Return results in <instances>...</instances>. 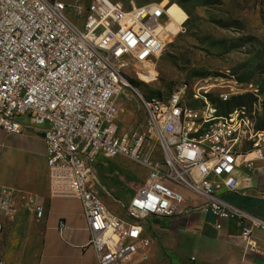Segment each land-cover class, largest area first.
Instances as JSON below:
<instances>
[{
  "label": "built area",
  "instance_id": "obj_1",
  "mask_svg": "<svg viewBox=\"0 0 264 264\" xmlns=\"http://www.w3.org/2000/svg\"><path fill=\"white\" fill-rule=\"evenodd\" d=\"M165 18L171 17L159 3L0 0V129L43 134L49 198L81 203L98 264L149 261L147 223L181 216L186 202L169 183L203 200L197 210L233 221L252 250L253 231H264L263 221L225 198L264 177L261 110L239 106L221 115L211 99L214 86H183L163 101L129 85L128 69H148L163 52L171 36ZM136 74L146 83L156 80L150 69ZM126 90L145 117L131 133L118 125V98ZM235 94L232 89L219 98L227 104ZM116 157L142 164L148 178L129 203L109 194L113 210L94 167ZM22 200L29 211H42L37 197ZM17 211L14 190L0 185V233Z\"/></svg>",
  "mask_w": 264,
  "mask_h": 264
},
{
  "label": "rangeland",
  "instance_id": "obj_2",
  "mask_svg": "<svg viewBox=\"0 0 264 264\" xmlns=\"http://www.w3.org/2000/svg\"><path fill=\"white\" fill-rule=\"evenodd\" d=\"M62 1L73 3V0ZM112 1L125 5L133 1L140 6L162 4L172 17L165 18L164 22L169 24L173 20L176 23L171 26V36L167 38L163 52L148 68L154 71L156 80L146 83L136 72L148 69L130 68L126 71L129 85L138 88L148 99L163 101L183 86L190 91L214 86L211 99L221 115L239 106L253 109L256 105L261 110L259 124H264V0ZM232 89L237 94L227 104L223 103L219 95ZM118 108L121 132H135L143 126L144 111L133 93L123 91L118 98ZM32 133L12 135L8 143L25 149L30 159H36L35 143L25 138ZM38 161L43 166L41 156H38ZM94 176L104 201L115 210L116 204L109 194L129 203L148 178V170L140 163L116 157L99 159L94 167ZM45 185L46 180L40 185L43 190H46ZM168 187L181 191L173 183ZM147 224L150 228L149 222Z\"/></svg>",
  "mask_w": 264,
  "mask_h": 264
},
{
  "label": "crops",
  "instance_id": "obj_3",
  "mask_svg": "<svg viewBox=\"0 0 264 264\" xmlns=\"http://www.w3.org/2000/svg\"><path fill=\"white\" fill-rule=\"evenodd\" d=\"M32 132L25 138L35 143L36 159H30L25 149L8 143L12 135L0 129V185L14 190L18 206L15 220L0 233V264H98L95 252L88 247L90 233L81 203L49 198L43 134ZM38 156L43 158V166ZM45 180L43 190L40 185ZM181 191L186 197L181 216L149 220L148 235L153 243L149 261L141 264L262 263L264 231H253L251 240L257 251L252 250L233 221H219L197 210L195 207L204 201ZM28 194L37 197L40 213L25 207L21 198ZM225 198L264 222V177L254 179L252 189L226 194ZM60 223L66 227L60 229Z\"/></svg>",
  "mask_w": 264,
  "mask_h": 264
},
{
  "label": "bare ground",
  "instance_id": "obj_4",
  "mask_svg": "<svg viewBox=\"0 0 264 264\" xmlns=\"http://www.w3.org/2000/svg\"><path fill=\"white\" fill-rule=\"evenodd\" d=\"M168 14H169V12H168ZM170 15V14H169ZM170 17H171V15H170ZM172 18V17H171ZM173 23H175L173 20H171V22H170V24H169V29H168V31L170 32L171 31V26H172V24ZM176 24V23H175Z\"/></svg>",
  "mask_w": 264,
  "mask_h": 264
}]
</instances>
